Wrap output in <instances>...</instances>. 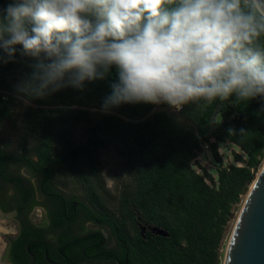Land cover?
Instances as JSON below:
<instances>
[{"label":"trees","instance_id":"trees-1","mask_svg":"<svg viewBox=\"0 0 264 264\" xmlns=\"http://www.w3.org/2000/svg\"><path fill=\"white\" fill-rule=\"evenodd\" d=\"M8 2L0 0V8ZM0 55H5L2 49ZM35 62L19 51L13 60L0 62V126L12 117L11 101L18 95L30 103L28 123L42 139L33 152L18 156L39 159L28 161L31 171L36 174L39 167L43 182H48L52 166L67 165L77 181L88 183L93 201L98 203L99 191L106 189L103 170L93 157L97 150L114 143L129 175L116 194L129 263L223 264L231 225L264 165V103L259 99L234 102V97L207 107L190 103L180 114L185 124L168 110L153 113L157 105L144 103L122 104L96 118L87 109L102 110L116 78L114 68L103 79L86 81L82 90L66 87L44 98H32L19 92L18 85L30 78ZM12 75L20 76L18 84L8 82ZM64 121L86 124L91 135L85 144L57 153L56 127ZM212 138L216 143L211 145V153L220 165L217 178L202 166H198L202 173L195 168L205 152L203 145ZM226 143L244 152L245 158L235 156L241 165L223 164L219 149ZM2 156L7 157L0 148ZM139 219L166 231L169 237L151 233L131 239L126 230L136 228Z\"/></svg>","mask_w":264,"mask_h":264},{"label":"clouds","instance_id":"clouds-1","mask_svg":"<svg viewBox=\"0 0 264 264\" xmlns=\"http://www.w3.org/2000/svg\"><path fill=\"white\" fill-rule=\"evenodd\" d=\"M0 49V62L17 51L36 61L18 85L32 98L82 90L114 68L105 112L139 103L180 111L233 97L264 103V0H9Z\"/></svg>","mask_w":264,"mask_h":264},{"label":"flooded vegetation","instance_id":"flooded-vegetation-1","mask_svg":"<svg viewBox=\"0 0 264 264\" xmlns=\"http://www.w3.org/2000/svg\"><path fill=\"white\" fill-rule=\"evenodd\" d=\"M0 148L7 155L0 157V264H130L119 206L113 213L100 196L98 203L70 198L55 184L56 166L51 180L43 182L41 169L35 174L27 166L37 157ZM135 226L126 230L131 239L154 234L140 219Z\"/></svg>","mask_w":264,"mask_h":264},{"label":"rangeland","instance_id":"rangeland-1","mask_svg":"<svg viewBox=\"0 0 264 264\" xmlns=\"http://www.w3.org/2000/svg\"><path fill=\"white\" fill-rule=\"evenodd\" d=\"M20 80L21 78L19 75H12L9 77L8 82L18 84ZM48 99L51 101V98L48 97ZM29 106L30 103L26 99L14 95L11 101V107L13 109L12 117L5 120L2 127L0 126L2 144L10 155L19 156L21 154L31 153L35 147L42 143V139L39 135L29 126ZM52 108L55 109L58 107L53 106ZM87 110L92 112L96 118H99L100 114L108 113L101 109ZM167 110L169 113L173 114L181 124H185L180 116L182 110L176 111L173 108L168 109L164 104H161L156 106L153 113ZM90 135L89 127L86 124L74 125L65 121L59 122L55 132V150L59 153L65 148H73L83 145L88 141ZM219 154L222 157L225 166L231 164L241 165V163L235 161V156L239 155L244 158L246 156L238 146L230 143L220 145ZM93 159L99 163L103 170L106 192L99 191V194L104 200V203L110 208L109 210L115 213L118 208L116 194L119 192L122 185L129 179L125 163L118 153L114 143H110L107 147L97 150ZM196 164L195 168L197 171L200 170L198 166H202L217 178V172L220 165L211 152L201 153ZM68 174H71V168L69 166L65 165L57 167L54 178L56 186L64 191L70 198L90 201V199H92L90 186L82 184L75 179L72 180ZM26 176L31 178L29 179L31 180V184H36V181L33 180L32 176L30 177L27 173ZM237 214L239 215V212ZM235 223L236 222L232 223L230 232L233 231Z\"/></svg>","mask_w":264,"mask_h":264},{"label":"water","instance_id":"water-1","mask_svg":"<svg viewBox=\"0 0 264 264\" xmlns=\"http://www.w3.org/2000/svg\"><path fill=\"white\" fill-rule=\"evenodd\" d=\"M152 230L158 236L169 237L162 229ZM223 264H264V165L238 215Z\"/></svg>","mask_w":264,"mask_h":264},{"label":"built area","instance_id":"built-area-1","mask_svg":"<svg viewBox=\"0 0 264 264\" xmlns=\"http://www.w3.org/2000/svg\"><path fill=\"white\" fill-rule=\"evenodd\" d=\"M2 98H3V100H7L8 99V96L7 95H4ZM215 143H216V140L214 138H212L208 143H205L203 145L204 151L205 152H211V145L212 144H215ZM198 172L199 173H202V170L200 169Z\"/></svg>","mask_w":264,"mask_h":264}]
</instances>
